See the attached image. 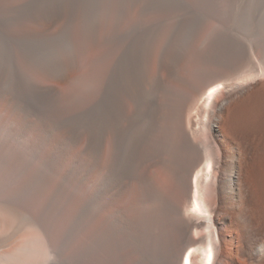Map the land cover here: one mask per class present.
I'll return each instance as SVG.
<instances>
[{"label": "bare ground", "instance_id": "1", "mask_svg": "<svg viewBox=\"0 0 264 264\" xmlns=\"http://www.w3.org/2000/svg\"><path fill=\"white\" fill-rule=\"evenodd\" d=\"M175 1L63 0L29 14L34 28L0 30L47 49L69 45L75 18L76 79L72 54L36 52L34 68L82 86L75 96L50 81L22 83L0 51V134L12 122L5 131L15 143L32 122L30 147L49 144L41 156H0V264H222L220 256L264 264V69L231 77L257 59L254 47L212 25L194 46L208 78L183 76L197 15L181 14L189 5ZM227 1L232 9L238 0ZM241 1L243 21L258 5L264 22V0ZM21 8L0 0V21ZM20 52L33 65L31 52Z\"/></svg>", "mask_w": 264, "mask_h": 264}, {"label": "rangeland", "instance_id": "2", "mask_svg": "<svg viewBox=\"0 0 264 264\" xmlns=\"http://www.w3.org/2000/svg\"><path fill=\"white\" fill-rule=\"evenodd\" d=\"M5 1L9 2L10 4L15 3L16 5H18V6L20 5L22 7L20 14L17 15L16 18L11 19L10 21H6V20L0 21V30L1 31L5 32V30L6 31L9 30L10 32H14L17 30L20 31L23 28H34V27H36L37 25L35 23H32L29 20L30 17L28 15L33 13V12H37V11H40L42 9H45L46 7H49V6L53 5L54 3L61 2L63 0H5ZM176 1H175V4L179 3L181 7H183V5L184 6L189 5V7H188L189 10H187V8L186 9H183V8L180 9V12L182 11L181 14H183V13L184 14H186V13L191 14L190 11L193 10V11H195V13L197 15V18H196L197 20L195 22L196 23V29H195V31H193V32H196L197 34H195V33L193 34V32H192L189 35L190 37L186 36L184 38L185 42H186V46H187L186 47L187 52L185 54V57L182 59V61L179 64V70L183 76L187 77L189 80H191L192 82H194L196 84H200L208 78V73H206V70H209V68H207L201 61L198 60V58L196 57V54L194 52V50H195L194 46H195V44H199L200 39H201V41L203 40L202 39L203 35L205 36V32L207 30H209V28L212 25L214 27L218 26L222 29L223 28L229 29V31L232 34H234L237 38H239L242 42H244L245 44L247 43L246 45L251 44V45H253L252 47H254V52L256 54L255 56L257 59L255 60L254 58H252L251 64H249L245 67H242L243 69L240 68L241 70H238V72L236 74H233V76L231 75V77L235 78L234 76H236L237 77L236 79H238V78L242 79V76L244 77V76H248V75H253V73L257 74L259 67L264 69V58H261V56L259 55V53L256 49V46H255L256 40L258 39L260 33H262L261 31L264 32V22L262 20L263 16L262 15L260 16V7L258 5L254 6V8L252 7L249 9L251 11H249V13L247 15L245 14V16H244L245 20L243 21L242 15L244 13V10L242 9V1L241 0L236 1L234 3V6L232 7V9H229V4H228L227 0H203L204 2L201 0H195V1L194 0H179V1L176 0ZM182 3H184V4H182ZM218 4H220L221 6H219ZM215 9H217V10H215ZM178 11L179 10H177L175 13H180ZM223 12H225L226 15L220 14ZM129 13H130V11L128 12L127 17L130 19L129 15H131V14H129ZM173 14H174V12H173ZM144 17H143V19H141V22H144L146 20L147 16H144ZM128 18L126 19L127 22H128ZM170 19H172V18L168 17L165 20L166 21L165 23H168L167 20H169V22H171L172 20H170ZM246 20H247V22H246ZM126 21H125V23H126ZM200 22H201V25H200ZM198 31H199V33H198ZM69 32H70V37H71V41H70L69 45H67L65 43H61V42L51 43V41H49V44H46L48 46L47 49H42L43 45L39 44L40 41L35 42V44L30 42V41H29L30 43L23 42L22 45L19 42V44L17 45V43L15 41L12 42L11 39H7L6 37H1V35H3V34L0 32V51H1L2 56H4V58L6 60L7 66L10 68H12V67L17 68V72L19 73L20 81L22 83L24 81H28L30 79L34 80V81H38V80L39 81L40 80L41 81H50L52 83H55L57 90L59 92H64L66 90H69V91L73 92V94H75V96H79V93H81L82 86H81V82L79 81V79L75 80L78 73H79V70H78L79 66L77 67V62H76V59L79 60V53H78V51H79V48H78L79 39H77L79 36L78 35L79 24H78V21L75 20V18H73V20L70 23ZM187 37H189L192 40L190 41V39ZM201 41H200V43H201ZM36 46L39 49H37ZM21 49L29 50L31 52L30 55L33 57V65L30 64L29 62L27 63V61L23 59L21 52H20ZM50 49L52 50L53 54L55 52L61 56L66 55V54H67V56H68V54H72L74 56V60L76 62L77 68L71 69L69 74H71L72 77H75V79H74L75 82H74V80H71L66 85V87H64L63 84H61L57 81L55 82L54 78H48L45 80L44 78L41 77V75L38 73L36 68H34L35 67L34 66V64H35L34 58L37 57V55L35 53L41 52V55H39V57H42L43 59H45L46 58V51H48ZM104 56L98 57L99 61H98V59H96L94 64L89 66V73L88 74L91 77H93L94 75H98L100 73V71L104 68V65H106V63L108 62V60H109L108 56H110V55H108V56L104 55ZM104 58L105 59L107 58L106 59L107 62H105L106 60ZM102 59H104L105 61H103ZM101 61H102V63H101ZM257 61L259 64H256ZM261 63H262V65H261ZM101 66H103V67H101ZM252 70H254V71H252ZM229 78H230V76H229ZM79 82H80V84H79ZM168 84H169V87H171V89L174 92L179 91L180 89H178V88H181V90L183 88V87H181V85L180 86L178 85L179 83H177V82L174 83V81L169 82ZM171 84L172 85L174 84V86H172ZM93 87H94V84L92 82H90V84L88 85L89 90H91ZM172 87H174V88H172ZM218 87H219V85H218ZM175 88H177V89H175ZM201 114L198 115V125L199 126L201 124V120L203 117ZM32 124L33 123L30 122V124H29L30 127H28L24 133L20 134L17 131L14 132V136H15V143H14L11 138H6V137H8V133H7V131H5V130H7V128H11L12 122H4L3 123V129L1 130L2 132L0 134V156H41V154L45 152L46 148H48L49 144H47V142H44V143H42V144H40L34 148L30 147V146H32V141H33V137H34L33 136L34 131H32V129H33ZM56 156H60V155H56ZM161 181H162L163 186L168 190V188L172 184L170 176L167 175L166 173H164L163 176L161 177ZM262 223L264 224V220ZM195 233H196V231H194V233L192 232L191 234L194 235ZM233 248H234L233 246L229 245L227 248H224V250L229 251L228 253H231L233 256V253H232ZM219 260L222 264H227V261H228L227 258H224L223 256H220ZM236 261L238 264H240L239 260H236ZM197 263H201L200 260H197Z\"/></svg>", "mask_w": 264, "mask_h": 264}]
</instances>
